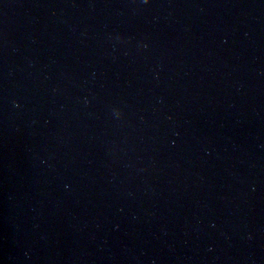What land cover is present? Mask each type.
Segmentation results:
<instances>
[{
    "label": "water",
    "instance_id": "obj_1",
    "mask_svg": "<svg viewBox=\"0 0 264 264\" xmlns=\"http://www.w3.org/2000/svg\"><path fill=\"white\" fill-rule=\"evenodd\" d=\"M0 264H264V0H0Z\"/></svg>",
    "mask_w": 264,
    "mask_h": 264
},
{
    "label": "clouds",
    "instance_id": "obj_2",
    "mask_svg": "<svg viewBox=\"0 0 264 264\" xmlns=\"http://www.w3.org/2000/svg\"><path fill=\"white\" fill-rule=\"evenodd\" d=\"M144 47H147V44H144ZM114 113L118 117H122L124 115L123 109L117 107L113 109Z\"/></svg>",
    "mask_w": 264,
    "mask_h": 264
},
{
    "label": "snow or ice",
    "instance_id": "obj_3",
    "mask_svg": "<svg viewBox=\"0 0 264 264\" xmlns=\"http://www.w3.org/2000/svg\"><path fill=\"white\" fill-rule=\"evenodd\" d=\"M148 2V0H145V3H147Z\"/></svg>",
    "mask_w": 264,
    "mask_h": 264
}]
</instances>
